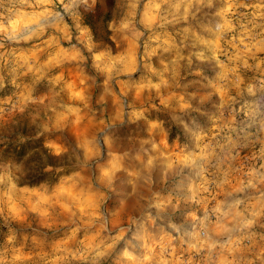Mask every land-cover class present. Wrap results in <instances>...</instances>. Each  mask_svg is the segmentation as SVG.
Wrapping results in <instances>:
<instances>
[{"label": "rangeland", "instance_id": "rangeland-1", "mask_svg": "<svg viewBox=\"0 0 264 264\" xmlns=\"http://www.w3.org/2000/svg\"><path fill=\"white\" fill-rule=\"evenodd\" d=\"M130 11L131 0H104L76 30L45 0L0 5V264H264L259 144L217 150L183 193L143 185L114 143L97 155L99 131L124 124L129 148L148 150L145 169L157 151L169 166L187 159L164 106L178 112L197 91L185 89L199 79L186 72L194 51L218 78L248 83L264 69V0H138L125 29ZM204 131L202 149L220 139ZM38 138L62 156L55 183L30 184L31 154L19 157Z\"/></svg>", "mask_w": 264, "mask_h": 264}, {"label": "clouds", "instance_id": "clouds-1", "mask_svg": "<svg viewBox=\"0 0 264 264\" xmlns=\"http://www.w3.org/2000/svg\"><path fill=\"white\" fill-rule=\"evenodd\" d=\"M20 4H27L28 0H18ZM45 2L53 8H59L63 12V17H57L61 26H66V21L70 20L76 30H80L81 25L87 15H95L97 8L104 9V0H45ZM167 2V0H164ZM132 11H130L123 27L132 29L133 12L138 0H131ZM3 0H0V5ZM53 17L56 16L52 12ZM113 31H118L114 24H109ZM195 51L190 54L186 72L193 77L199 79L187 80L185 89L197 88V91L189 93V102L187 107L180 109L178 112L168 105L164 106L166 113L165 119L176 127L175 133L185 149V159L181 163L172 161L169 166L170 157H163L158 151L152 155L154 161L151 168L145 169L144 163L149 158L148 150L141 147L139 150L129 148L126 140L123 139L125 134V125L117 124L115 127L101 129L98 133L99 143L97 147V155L105 144L114 143L120 151L127 150L125 163L128 168L139 170L141 175L138 177L143 185L155 186L163 183L170 186L171 190L176 192H187L192 189L197 176L206 170L215 159L217 150L223 152L227 149L229 152L247 149L250 146L259 144V154H254L252 159L257 158L264 160V69H255L259 74L254 75L251 81L245 83L244 79L239 75L234 77L218 78L213 73L215 68L208 64V74H205L200 63H194L192 57ZM196 59L205 62L209 58L202 53L196 56ZM246 67H251L247 66ZM129 72L135 71L133 64L128 68ZM224 90L225 92L217 101L209 99L205 102L197 93L200 90ZM133 111L135 110V102L130 104ZM211 123L216 130V136L213 137L215 143L201 148V142L205 139V127ZM103 163V161H97ZM95 168V164L93 165ZM259 169H264V162L260 163ZM126 171V170H125ZM122 190L127 191L128 176L122 174L120 177ZM173 228L179 231V228L173 224Z\"/></svg>", "mask_w": 264, "mask_h": 264}, {"label": "trees", "instance_id": "trees-1", "mask_svg": "<svg viewBox=\"0 0 264 264\" xmlns=\"http://www.w3.org/2000/svg\"><path fill=\"white\" fill-rule=\"evenodd\" d=\"M36 142L37 143H35V145H33L31 140L25 142L19 151V157L31 154L30 159L32 160V165H30V168L35 174L33 175L30 184L42 183L46 181L55 183L58 180V176H55V169L58 167L57 160L62 156L52 154V152L45 147L41 138H38ZM36 167L39 170L37 173ZM47 167L51 168V171H44Z\"/></svg>", "mask_w": 264, "mask_h": 264}]
</instances>
